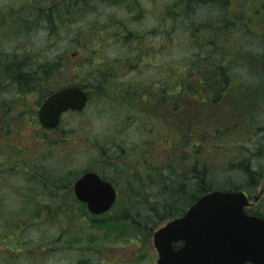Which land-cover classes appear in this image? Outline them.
I'll list each match as a JSON object with an SVG mask.
<instances>
[{
	"label": "rangeland",
	"instance_id": "rangeland-1",
	"mask_svg": "<svg viewBox=\"0 0 264 264\" xmlns=\"http://www.w3.org/2000/svg\"><path fill=\"white\" fill-rule=\"evenodd\" d=\"M50 1L0 0V101L10 98L11 70L18 66L39 77L42 65L57 62L52 86L31 84L28 104L39 100L42 89L77 85L88 102L63 114L53 129L43 128L36 115L14 122L15 115H0V264H156L152 235L166 220L141 221L134 213L145 209L134 205L144 198L160 203L151 182L167 174L161 168L169 158L166 149L176 155L179 148L190 150L178 145L182 135H193L190 144L202 143L197 162L213 164L218 188L248 184L241 170L228 167L239 148L264 175V72L254 81L244 67L254 63V52H262L264 40L257 35L264 34V13L249 0L241 3V19L257 35L240 32L236 23L213 38L190 22L220 15L217 6H194L187 18L183 0L91 1L69 15L60 8L51 33L46 23H35ZM236 2L241 1L229 6V18ZM210 43L220 52L245 53L227 62L235 80L213 104L204 102L210 93L198 84L201 77H187L188 66ZM187 88L200 93L192 98ZM241 126L248 128L240 132ZM191 154L188 166L195 159ZM173 167L180 170L177 158ZM89 170L113 178L117 197L107 212L89 214L76 223L85 225L80 232L69 233L67 218L55 213L63 209L65 216L69 198L75 199L74 180ZM248 197L264 215V179Z\"/></svg>",
	"mask_w": 264,
	"mask_h": 264
},
{
	"label": "trees",
	"instance_id": "trees-1",
	"mask_svg": "<svg viewBox=\"0 0 264 264\" xmlns=\"http://www.w3.org/2000/svg\"><path fill=\"white\" fill-rule=\"evenodd\" d=\"M91 1H98L102 3H108V4H116L120 3L122 0H52L47 4L46 8H40L38 10V16L37 20L35 23H46L48 25V29L50 30L51 33L54 32L55 27L58 24V19H60L61 12L60 8H63V13L65 15L71 14L73 10H77L81 5H86L88 2ZM234 0H183V9L184 14H187V18H190L191 14L188 13L189 8L193 9L194 6L198 7H211L213 8L214 6L218 7L219 13L222 10V13L218 16H215L211 19H206L205 21H191L190 24L192 27L198 28L199 33L201 34H207L209 37H215L218 36L219 34L222 33L223 30H231L233 26L238 23L241 26V31L242 33L245 34H252L253 32L248 29V25L246 24L245 21L241 19L240 14L243 13V7L244 5H241V3H245L248 0H239L241 2L237 3L236 5L238 6V9L241 11L236 10V13L233 15L232 18H229L228 15V8L232 4ZM238 1V0H237ZM253 7L257 9L258 13H264V0H256L255 4L253 0H249ZM61 4V6H57ZM66 6H65V5ZM221 9V10H220ZM241 12V13H240ZM36 19V18H35ZM194 19H196V15H194ZM219 32V33H218ZM254 35H257L255 32L253 33ZM257 36H261L262 40H264V34H258ZM210 49L203 53L200 58H198L195 62L191 63L188 66V71H187V77L189 80L194 79L196 77H201V79L197 80L198 84H200L202 87H207L208 91L210 94H208V99L205 100L204 102H211V104L216 103L219 101L220 96L222 95V91L226 88V84H228L231 80L233 79V76L230 72V64L228 65L227 62L231 63V60L234 58H237L239 54H245V53H238L233 55V53H229L227 51H218L214 50L216 45L214 43H210ZM224 50V48H223ZM240 50V49H239ZM262 52L259 53L260 55L257 56V54L254 52V63L252 60H247L248 63L247 66L244 65L246 68V73L249 76L254 77V81L256 78L259 77L258 80H260V76L262 75L261 71L264 72V69L259 70L257 66H264V45L263 48L261 49ZM240 52V51H238ZM225 53H229V56H225ZM257 56V59H256ZM256 60L258 61V65L256 64ZM233 64V63H231ZM59 66L57 62H54L52 65L46 64L42 65L40 69H42V75L33 76V73L30 71H27L26 73H23L25 71H19V77L18 79L21 82H25L26 86L29 87V90H32L31 84H37L40 83L41 85L44 84V86H49L51 87L50 83V78L52 73L55 71H59ZM248 76V77H249ZM53 81V80H51ZM258 84H263V82H259ZM76 85V84H74ZM22 86V83H21ZM78 87L82 88V86L77 85ZM65 87V86H61ZM61 87L56 88V89H49L47 92V89H42L44 90L43 95L41 97H45L49 95L50 93L61 89ZM27 88V87H26ZM83 89V88H82ZM189 92L192 96V98L197 97V95L200 93L199 90L196 88V94L191 91L190 88ZM23 90V89H22ZM41 90V89H40ZM192 92V93H191ZM20 121V119L18 120ZM241 131L243 132L244 130H247L246 128L241 126ZM215 133V136L220 135L219 129H215L213 132ZM212 135V136H214ZM193 137L192 134L190 133H185L182 135L179 140H178V145L181 146H187L190 148V150L186 151V149L181 148L178 149V155L177 151H174L173 149H166L167 156L169 157L167 162L165 163V166L161 167L163 170V173H167L166 175H162V178H158L159 180H156L155 182L152 181L151 187H154L152 185L155 184V187L159 189V204L151 202V200H147L144 198L143 200H137L136 204L134 205V208L139 209V208H144L143 213H140L136 211V218H142L147 221L148 218L151 216H159L160 220H166L169 221L171 219H174L176 217L181 216L186 208L193 204L201 195L206 194L211 191H243L247 195L250 194L251 189L255 188L258 186L259 182L261 179H264V175L258 174L257 169H255L252 164H251V156L248 154L245 156V153L243 154L242 148H239L237 152H235V157L236 159H232L229 162L228 167L231 168H238L239 170L242 171L243 175L246 177L248 180V184H243L241 186H231L228 184L227 188H218V185L214 182L213 177H214V170L212 168V163L210 162H204L205 160L201 161L198 163L197 157L198 154H200V150L202 148V143H193L190 144L191 138ZM219 144V143H217ZM193 146V148H192ZM188 148V149H189ZM191 148L193 150H191ZM176 152V154H175ZM191 153L195 154V159L192 163V166H188L187 163L189 161V158L191 157ZM178 159V166L180 170H176L173 167V160ZM208 159V158H206ZM197 162V163H195ZM101 177H103L105 180L110 181L113 185L115 183L113 178H110L109 176L105 175L104 173L100 172ZM203 175L208 176V178H203ZM120 176V174H119ZM124 178V174H123ZM122 178V179H123ZM126 178L128 181H131L130 178L126 175ZM125 178V179H126ZM189 181H193L194 183H190ZM154 189H152L153 191ZM140 198H143L141 196ZM187 206V207H186ZM63 209L60 211H57L56 216L63 218L69 223V226L72 227L71 231L69 233H78L81 231V228H84L85 225L81 224L80 227H75L76 223L79 221H87L88 220V215L90 213L87 212L85 205L77 202L75 199L72 197L69 198V201L67 203V209L65 212V216L63 215ZM246 212L250 215L257 216L260 218L264 219V215L258 213L256 211V208L249 207L246 209ZM131 213V212H130ZM148 213V214H147ZM133 214V215H134ZM150 215V216H149ZM126 219V218H125ZM132 223L133 222H140L136 221L132 218ZM179 245V244H178ZM177 245V246H178Z\"/></svg>",
	"mask_w": 264,
	"mask_h": 264
},
{
	"label": "water",
	"instance_id": "water-1",
	"mask_svg": "<svg viewBox=\"0 0 264 264\" xmlns=\"http://www.w3.org/2000/svg\"><path fill=\"white\" fill-rule=\"evenodd\" d=\"M86 101L78 87L57 90L41 103L38 121L54 128L62 113L82 110ZM72 191L93 215L108 211L116 196L112 184L92 171L80 175ZM249 205L242 191L201 195L181 216L153 233L156 264H264V219L247 214Z\"/></svg>",
	"mask_w": 264,
	"mask_h": 264
},
{
	"label": "flooded vegetation",
	"instance_id": "flooded-vegetation-1",
	"mask_svg": "<svg viewBox=\"0 0 264 264\" xmlns=\"http://www.w3.org/2000/svg\"><path fill=\"white\" fill-rule=\"evenodd\" d=\"M19 71L20 69L17 66L16 69L11 70L10 71L11 73L7 75L8 78L6 80L9 82L10 84L9 86H11L8 90V94L10 98L8 99V101H4V102L3 100L0 101V115H15L14 117L11 116L13 122L17 121L19 117H21L22 115H37L36 105L39 107L42 101L44 100V98L47 97V96L43 98L40 97L38 101L36 100L35 102H33L35 103L34 105L31 104L29 105L27 101L28 99L27 97L33 95L34 90H29V87L26 86V83L21 82L18 79ZM21 71H25L23 73L27 72L26 70H21ZM252 200L253 203H251L252 204L251 207L253 208L254 211V197L252 198Z\"/></svg>",
	"mask_w": 264,
	"mask_h": 264
}]
</instances>
